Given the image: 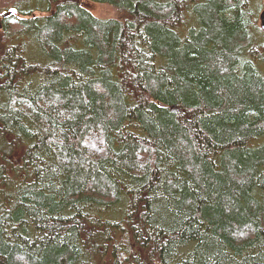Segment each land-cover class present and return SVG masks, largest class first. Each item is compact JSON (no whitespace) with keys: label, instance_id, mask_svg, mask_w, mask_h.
<instances>
[{"label":"trees","instance_id":"1","mask_svg":"<svg viewBox=\"0 0 264 264\" xmlns=\"http://www.w3.org/2000/svg\"><path fill=\"white\" fill-rule=\"evenodd\" d=\"M86 1L0 0V264H264L261 0Z\"/></svg>","mask_w":264,"mask_h":264},{"label":"rangeland","instance_id":"2","mask_svg":"<svg viewBox=\"0 0 264 264\" xmlns=\"http://www.w3.org/2000/svg\"><path fill=\"white\" fill-rule=\"evenodd\" d=\"M261 3H262V7L264 8V0H261ZM84 4L94 14L101 16V17H110V16L117 15L116 8L114 7V5L110 3L94 1V0H87L86 2H84ZM30 5H33V4H30ZM262 11L263 9H261L258 12V27L261 29H264L263 27L264 18H262V15H261ZM29 53H31V55L33 56H36L39 53L36 44L32 48H29Z\"/></svg>","mask_w":264,"mask_h":264},{"label":"bare ground","instance_id":"3","mask_svg":"<svg viewBox=\"0 0 264 264\" xmlns=\"http://www.w3.org/2000/svg\"><path fill=\"white\" fill-rule=\"evenodd\" d=\"M10 9H15V10H17L16 8H10ZM10 9H7V10H10ZM7 10H4V11H7ZM4 11H3V12H4ZM17 13H18V11H17ZM12 14H16V13H15V12H12V13L6 15V16H3V17H7V16H10V15H12ZM261 15H262V18H264V9H263ZM1 16H2V12H1ZM263 27H264V23H263Z\"/></svg>","mask_w":264,"mask_h":264},{"label":"water","instance_id":"4","mask_svg":"<svg viewBox=\"0 0 264 264\" xmlns=\"http://www.w3.org/2000/svg\"><path fill=\"white\" fill-rule=\"evenodd\" d=\"M12 12L17 13V10H15V9H10V10L4 11V12H2V16H6V15L12 13ZM172 107H174V106H172Z\"/></svg>","mask_w":264,"mask_h":264}]
</instances>
